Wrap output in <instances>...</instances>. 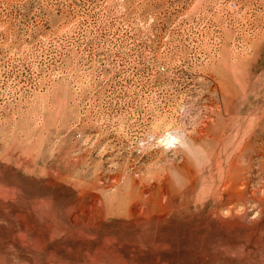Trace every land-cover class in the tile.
<instances>
[{
  "label": "rangeland",
  "instance_id": "374dc122",
  "mask_svg": "<svg viewBox=\"0 0 264 264\" xmlns=\"http://www.w3.org/2000/svg\"><path fill=\"white\" fill-rule=\"evenodd\" d=\"M263 191L264 0H0V264H264Z\"/></svg>",
  "mask_w": 264,
  "mask_h": 264
},
{
  "label": "bare ground",
  "instance_id": "6f19581e",
  "mask_svg": "<svg viewBox=\"0 0 264 264\" xmlns=\"http://www.w3.org/2000/svg\"><path fill=\"white\" fill-rule=\"evenodd\" d=\"M187 129V128H186ZM211 130V129H210ZM191 131V130H190ZM193 131V130H192ZM205 132V128L203 126H199L198 128L194 129V132H190V133H186L184 136H182L183 141L185 142L186 139L189 136H194V137H204L206 136L204 134ZM176 137V136H175ZM217 141V140H216ZM171 142V141H170ZM174 142V141H173ZM220 142V141H219ZM168 143V142H167ZM239 143V142H238ZM96 146V145H95ZM248 149V148H247ZM166 150V149H165ZM243 149H241V147L237 146V148L234 149V156L232 157L231 161L229 164H227V167H225V169L222 168V165L220 160H218L217 162L214 163V166L217 169V172L219 174V180L220 182H223L227 191L230 192L231 195H241V191L236 189V187L238 186L239 182H240V163L242 160V151ZM229 151V150H228ZM242 151V152H241ZM168 154V153H167ZM212 155V154H211ZM185 161V160H184ZM129 166V165H128ZM185 169V168H184ZM50 171V170H49ZM187 172V171H186ZM146 175V174H145ZM54 176V175H53ZM125 176V175H124ZM56 177V176H55ZM104 181V180H103ZM162 181V180H161ZM191 181V180H190ZM107 183V182H106ZM107 185V184H106ZM156 185V181L153 180L151 186ZM217 185V184H216ZM244 185V184H243ZM223 186V185H222ZM263 186V185H261ZM142 189V188H141ZM222 189V188H221ZM225 189V190H226ZM253 189V188H252ZM168 189L166 186H164L163 188H161L156 196L153 195H148L147 197L145 196V199L143 202H134L130 208V211L132 212L133 215L140 217V216H144L145 214H147L148 211H150L153 206H156L158 208L163 207L164 204V196L166 195ZM255 191V190H254ZM253 191V192H254ZM264 192V191H263ZM144 193H149V189L146 188L144 190ZM260 198V197H259ZM262 202L264 201V197L262 199H260ZM97 199L93 198L91 201L89 200V212L87 213V216L89 217V219H97L98 217H100V213H101V208L99 204H97ZM252 201V200H251ZM152 204V206H150ZM222 204V203H221ZM225 206V205H223ZM235 209V208H234ZM224 211V210H222ZM80 212V211H79ZM227 213V212H226ZM222 214V213H221ZM221 216V215H220ZM222 217V216H221ZM223 218V217H222ZM221 222L225 223L226 221L224 219H221ZM226 224V223H225ZM213 247V246H211ZM101 257V256H100ZM106 258V256H104ZM108 258L112 257L113 262H111L108 259V262L110 264H127V262H125V260L123 259L122 256L120 255H114L112 252L109 254V256H107ZM97 260L99 259H94V262H98ZM145 261V260H144Z\"/></svg>",
  "mask_w": 264,
  "mask_h": 264
}]
</instances>
